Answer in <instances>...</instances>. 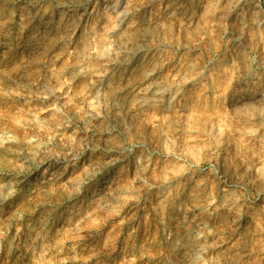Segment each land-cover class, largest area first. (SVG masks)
<instances>
[{"label":"rangeland","instance_id":"obj_1","mask_svg":"<svg viewBox=\"0 0 264 264\" xmlns=\"http://www.w3.org/2000/svg\"><path fill=\"white\" fill-rule=\"evenodd\" d=\"M0 264H264V0H0Z\"/></svg>","mask_w":264,"mask_h":264},{"label":"bare ground","instance_id":"obj_2","mask_svg":"<svg viewBox=\"0 0 264 264\" xmlns=\"http://www.w3.org/2000/svg\"><path fill=\"white\" fill-rule=\"evenodd\" d=\"M129 17H130L129 13L123 12L122 15H121V18H120V22L121 23L127 22ZM146 50L147 49H145L144 47H140V46L135 48V49H129L127 47V45L125 44V49L122 51V56L124 57L123 60H124V62L126 64L128 63L129 66H130V64H134L135 63L136 66L133 67L131 72L135 73L137 75L140 74L141 78H140V80L137 83H135L134 81L130 82V79H129L130 77L129 76H128V79H127L126 76H124V77H126L127 81L125 82V84H124L122 89H126V90L145 89V90H142L143 93L145 92L144 94H148V95L151 94L155 98V100H163L164 98H167V95L169 93V92H167V90L169 91L170 89H173V87H166V86L155 84L153 82L152 83H148L156 75L157 70L154 69V68L150 69V70H144L142 67H140V66H143V65H141V62L139 61V58L141 56V53L143 51H146ZM144 58H145V56H144ZM149 61L150 60L148 59L146 61L147 62L146 64H148ZM123 73H126V72L124 71V72H122V74ZM110 133H111V130L107 131L105 134L104 133L103 134L104 135H107V134L109 135ZM41 151H43V150H41ZM94 163H96V162L92 161V163H90V165L93 166ZM193 224L195 225L196 228L204 229V228L207 227L208 221H206L204 215L201 214V215L196 216L193 219Z\"/></svg>","mask_w":264,"mask_h":264}]
</instances>
